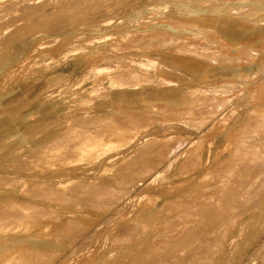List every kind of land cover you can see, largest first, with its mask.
<instances>
[{
  "label": "rangeland",
  "instance_id": "374dc122",
  "mask_svg": "<svg viewBox=\"0 0 264 264\" xmlns=\"http://www.w3.org/2000/svg\"><path fill=\"white\" fill-rule=\"evenodd\" d=\"M184 1L0 0V264H188V262L191 264H215L218 262V258L221 262L220 264H264V169H262V167L264 168V67L259 73L241 71L230 78L215 77L208 73L207 75L210 78L205 75L203 80L193 81V85H188L191 94L190 87H202L201 91H197V93L193 91V96L189 93L187 98L181 95L171 98V102L181 101L182 105H187L188 102L185 110H188L190 107L193 110L186 111L187 113L185 112L183 115H180L179 118H176V115L172 113L174 107L152 109L146 112L128 110L133 111L132 114L122 110L123 112H120L123 115L119 112L121 116L118 113H111L113 114L111 115L110 108H107L110 106L108 104L109 100L115 97L113 94L116 87L115 84L120 85L118 80L121 72L125 71L124 77L133 74L132 72H140L145 75L147 72V74L149 73L158 77L164 71L162 66L160 71L157 70V64L154 65V58L160 52L158 50L163 46L161 43L169 40H182L192 36L194 27L192 29L189 28L192 26V23H189L187 19H175L169 16L172 13L173 6L177 4L183 5L182 2ZM256 3L260 2L257 0L235 1L238 10H247V13L243 15L247 16V18L252 17L250 15L252 14V10L249 12L248 9L256 5ZM254 16L263 17L264 19V8L255 13ZM172 31L176 33H170ZM199 32L195 38L197 41L203 43L206 41L208 43L209 49H211L208 57L212 60L216 58L212 55L217 53L219 55L218 51H221L220 53L223 55V62L227 59L239 60L241 62L257 59L264 60V50L251 49L247 45L231 43L213 33ZM153 43L158 44L153 46ZM224 55L226 56L224 57ZM99 59L100 62H97ZM144 63L148 64V68L143 66ZM90 65L91 68L89 67ZM92 65H95V67ZM150 65L154 66L150 67ZM137 67L140 68L138 69ZM126 68L129 69L127 70ZM159 81L163 82H159V85L170 88L179 86L180 84L178 82L175 84V82L165 79ZM103 91L106 92L103 93ZM201 93L202 95L200 96ZM206 95L208 96L206 97ZM198 100H201V103ZM193 107L195 108L193 109ZM161 110L164 111L162 112ZM6 111H8V114ZM126 112L128 114H125ZM137 112L141 113L138 114ZM147 112L150 114H147ZM213 113L216 114L213 115ZM76 117L78 118L77 120ZM204 119L205 121L209 120L205 122ZM172 120L174 121L172 122ZM154 121L156 122L154 123ZM111 122L112 124L114 123L113 126ZM114 127L118 131L115 129L113 133ZM105 128L108 133L104 130ZM85 129L86 131H84ZM119 130L122 132H119ZM134 133L138 134L135 135ZM172 134L176 138H173ZM178 134H181V136H178ZM98 136H102L100 138L102 142L107 143L108 141L118 140L122 141L123 145L119 148L104 151L100 156L97 155L92 160L83 151L94 150L95 142L99 140ZM118 136L120 137L118 138ZM148 136H152L153 139H151L153 141L149 139L150 143L147 144L144 142L145 140L148 142ZM169 136L172 137L170 141ZM251 137H254L256 141ZM178 144L179 146H177ZM224 146L225 148H223ZM72 150L77 151L73 153ZM132 153L138 157L134 156L131 162L130 156L132 157ZM3 155L6 156L4 157ZM56 156L58 157L57 159ZM84 156H86V160L85 158L83 159ZM77 159L82 163H78ZM125 159L127 161H124ZM66 160L67 162H65ZM114 160L115 162H113ZM119 160L124 162V165L122 164L119 167L122 163ZM131 164H135L133 165L134 167ZM47 165H50V167ZM30 166L34 167L30 168ZM258 166L260 169H258ZM112 167H116V170ZM75 169L77 171H74ZM100 170L101 174H99ZM206 172L209 173V176H207L208 173ZM97 174L99 177L95 176ZM21 176H25L24 181L23 178L21 179ZM72 177L74 180H72ZM81 178H93L95 182L97 179L98 183H94L93 179H89L93 184L88 179L84 182L85 179L82 180ZM76 179L78 182L80 179V182L78 183ZM62 180L63 182H61ZM73 181H76L75 184L77 185H74ZM20 182H24L21 185L22 187L24 184H29V182L31 185L24 186L27 190L24 188L22 190V187H20L18 196L13 188ZM68 182L71 186L74 185L75 187L69 188L67 186L64 190L60 187L59 190L56 187L58 184H66ZM99 183L101 184L99 185ZM35 184L37 186L40 184V186L37 187ZM173 184L174 186L177 184L175 188ZM34 185L35 187H33ZM171 185L173 187H170ZM28 186H31L33 191L29 190ZM32 187L36 188V192ZM44 188L45 190H43ZM101 189L104 191H101ZM114 189L118 193H114ZM46 190L48 191L47 193ZM87 192L90 194H87ZM70 194L73 195L70 196ZM77 194L79 195L77 196ZM71 198L73 199L71 200ZM257 199L262 203L258 204L260 201L258 202ZM177 200L180 201L178 202ZM96 201L98 203H95ZM193 201L199 204L202 202V204L200 206ZM226 201L232 204L230 205ZM45 202H48V204ZM152 202L154 203L152 204ZM53 203H56L60 207ZM43 204L44 207H42ZM190 204L192 207L189 206ZM256 204L260 206L258 209ZM45 205H48V208ZM223 205L224 207H221ZM248 207H252L250 210H254L253 212L255 213L248 212ZM254 207L256 208L253 209ZM156 211H161V213L158 212L160 215ZM244 211L245 213H243ZM43 212L44 214H42ZM256 212H259L258 214L260 215L257 216ZM228 213L234 214L235 219ZM237 213L238 215L241 213L244 215L241 214L240 218ZM201 214L204 216L202 217ZM248 215H252L253 219ZM222 218H225L228 223ZM250 218L251 220H255V222L251 221ZM245 221L247 225L244 224ZM247 221L249 222V227H247ZM154 224L157 227L154 226L153 229ZM134 225H137L138 229ZM238 225L243 227H237ZM245 225L246 227H244ZM104 227L105 229H102ZM129 229H132V231ZM110 231L111 233H109ZM118 232L122 234L120 235ZM243 233L244 236L247 235L244 237ZM117 234L119 235L117 236ZM227 239H229V242ZM193 243L197 244L194 246ZM198 244L202 245L198 247ZM233 244L236 245L234 246ZM70 248H74L75 250ZM44 250H48V252ZM223 251L229 254L222 253ZM198 254L200 255L198 256ZM223 255L224 257L222 258ZM120 256L123 257L121 258ZM213 258H217L215 262H211L214 261Z\"/></svg>",
  "mask_w": 264,
  "mask_h": 264
},
{
  "label": "crops",
  "instance_id": "0c3cea01",
  "mask_svg": "<svg viewBox=\"0 0 264 264\" xmlns=\"http://www.w3.org/2000/svg\"><path fill=\"white\" fill-rule=\"evenodd\" d=\"M235 1L237 0H213L209 2L207 0H185L182 2L183 5L177 4L173 6V9L171 8L172 13L169 16L175 19H187L189 23H192V26L189 27L190 29L194 27L192 36L182 40H169L161 43L163 46L158 50L160 52L154 58L155 61L161 64L164 71L158 77L149 74H147L148 77H145L144 73H138L137 75L134 73L124 77V72H121L119 81L124 83L120 82V87L115 89L113 93L115 98L119 99L121 109L128 111L152 106L155 110L159 108L158 104H160V109L164 107L165 109L178 108L177 110L173 108V113H175L176 118H179V115L190 111V109L185 110L183 107L186 105H181V101L171 102V98L179 95L184 96V98L188 96L190 92L188 93L189 88L187 86L193 85V81L203 80L208 73L215 77L228 78L241 71L259 73L264 67V60L257 59L241 62L227 59L223 62L221 51H218L219 55L218 53L212 55L216 57L215 60H212L208 57L209 52H211L208 43L206 41L205 43L197 41L195 38L200 33L199 31L209 32L228 42L231 41V43L247 45L251 49L264 50V19L263 17L254 16L255 13L264 8V0H257L260 3H256L249 9L247 8L248 11L252 10L251 18L243 16L247 13V10H238ZM170 33L176 32L172 31ZM157 44L155 43L154 46ZM141 75L147 82L146 85H142L144 79L140 78ZM138 76H140V79L134 80L135 77V79H138ZM152 77H154V80ZM158 78L180 84L171 88L162 86L159 85L158 82L160 81ZM128 82L130 83L128 84ZM135 82L139 83L136 84ZM178 103L180 106L177 105ZM173 104L175 106H172Z\"/></svg>",
  "mask_w": 264,
  "mask_h": 264
},
{
  "label": "bare ground",
  "instance_id": "6f19581e",
  "mask_svg": "<svg viewBox=\"0 0 264 264\" xmlns=\"http://www.w3.org/2000/svg\"><path fill=\"white\" fill-rule=\"evenodd\" d=\"M249 12H250V11H249ZM258 15H259V14H258ZM258 17H259V16H258ZM249 21H250V20H249ZM73 28H74V27H73ZM29 31H30V30H29ZM95 31H96V30H95ZM99 31H100V30H99ZM19 36H20V35H19ZM130 40H131V39H130ZM145 40H146V39H145ZM142 41H143V40H142ZM152 41H153V40H152ZM230 42H231V41H230ZM36 43H37V42H36ZM151 46H152V44H151ZM151 46H149V47H151ZM153 46H154V43H153ZM188 50H189V49H188ZM190 51H191V50H190ZM84 53H85V52H84ZM90 54H91V53H90ZM98 54H99V53H98ZM100 54H101V52H100ZM92 55H94V54H92ZM101 55H103V54H101ZM83 56H84V55H83ZM222 56H223V55H222ZM225 56H226V55H224V57H225ZM97 57H98V56H97ZM97 57H96V58H97ZM144 57H146V56H144ZM148 57H149V56H148ZM150 57H151V56H150ZM96 58H95V59H96ZM100 59H101V58H100ZM100 59L97 60V62H98V61L100 62ZM145 59H146V58H145ZM85 60H86V58H85ZM147 60H148V59H147ZM154 61H155V60H154ZM97 62H96V63H97ZM145 62H146V61H145ZM150 63H152V62H150ZM91 64H92V63H91ZM98 64H99V63H98ZM100 64H101V63H100ZM134 64H135V63H134ZM152 64H153V63H152ZM156 64H157L156 68H158L157 70L160 71V70L162 69L161 64H160V63L158 64V62L155 61L154 65H156ZM111 65H112V64H111ZM154 65H150V67H152V66H154ZM92 66L95 67V65H92ZM98 66H99V65H98ZM128 66H129V65H128ZM135 66H136V65H135ZM135 66H134V67H135ZM137 66H138V65H137ZM143 66H144L145 68H148V64H147V63H144ZM89 67L91 68V65H90ZM90 68H89V70H91ZM137 68H138V67H137ZM139 68H140V67H139ZM139 68H138V69H139ZM126 69H127V68H126ZM128 69H129V68H128ZM128 69H127V70H128ZM132 70H133V68H132ZM157 70H156V71H157ZM118 72H119V71H118ZM124 72H125V71H124ZM130 72H131V70H130ZM145 72H146V71H145ZM10 73H11V72H10ZM132 73L134 74V72H132ZM135 73H136V72H135ZM139 73H140V72H139ZM84 74H85V73H84ZM137 74H138V72L136 73V75H137ZM142 74H143V73H142ZM148 74H149V73H148ZM136 75H135V76H136ZM149 75H150V74H149ZM143 76H144V75H143ZM111 77H112V76H111ZM139 77H140V76H138V79H135V78H136V77H135L134 80H139L140 78H143L142 75H141L140 78H139ZM145 77H148V76H147V72H146V76H145ZM206 77H209V78H210V76H208L207 74H206ZM152 78H153V80H154V77H152ZM110 79H112V78H110ZM143 79H144V78H143ZM143 79H142V80H143ZM156 79H157V78H156ZM156 79H155V80H156ZM158 79H159V80H162V79H160V78H158ZM96 80H97V79H96ZM115 80L117 81V79H115ZM119 80H120V79H119ZM119 80H118V81H119ZM123 80H124V79H123ZM147 80H148V79H147ZM149 80H150V79H149ZM151 80H152V79H151ZM144 81H145V79H144ZM144 81H143L142 85H146V84H147V82L145 81V83H144ZM156 81H157V80H156ZM169 81H170V80H169ZM213 81H214V80H213ZM108 82H110V81H108ZM114 82H115V81H114ZM120 82H122V81H119V83H120ZM151 82H152V81H151ZM153 82H155V81H153ZM160 82H162V81H160ZM111 83H112V85H114L113 82H111ZM123 83H124V82H122V84H123ZM129 83H130V82H128V84H129ZM135 83H136V82H135ZM137 83H139V82H137ZM137 83H136V84H137ZM158 83H159V82H158ZM162 83H163V82H162ZM172 83H173V82H172ZM69 84H70V83H69ZM92 84H93V83H92ZM92 84H91V85H92ZM97 84H98V83H97ZM125 84H126V82H125ZM170 84H171V82H170ZM175 84H176V83H175ZM150 85H151V84H150ZM168 85H169V84H168ZM173 85H174V84H173ZM200 85H201V84H200ZM70 86H71V85H70ZM109 86H110V85H109ZM115 86H116L115 89H118V88L120 87V85H116V84H115ZM123 86H124V85H123ZM169 86H170V85H169ZM186 86H187V85H186ZM210 86H212V85H210ZM61 87H62V86H61ZM187 87H188V86H187ZM187 87H186V88H187ZM214 87H217V86H214ZM100 88H101V87H100ZM113 88H114V87H113ZM188 88H189V87H188ZM188 88H187V89H188ZM181 89H182V87H181ZM190 89H191V91H192V94H191L190 90L188 91V93L190 92L191 96H193V91H194V92L196 91V93H197V91H201V90H202V87H201V88H193V87L191 88V87H190ZM210 89H211V88H210ZM81 90H82V89H81ZM108 90H109V89H108ZM110 90H111V89H110ZM213 91H215V90H213ZM54 92H55V91H54ZM105 92H106V91H103V93H105ZM202 92H204V91H202ZM82 93H83V92H82ZM107 93H108V92H107ZM184 93H185V92H184ZM198 93H199V92H198ZM204 93H205V92H204ZM76 94H77V93H76ZM101 94H102V93H101ZM54 95H55V94H54ZM195 95H196V94H195ZM201 95H202V93L200 94V96H201ZM209 95H210V94H209ZM65 96H67V95H65ZM68 96H69V95H68ZM68 96H67V97H68ZM203 96H204V95H203ZM207 96H208V95H206V97H207ZM210 96H212V95H210ZM213 96H214V95H213ZM73 97L75 98V96H73ZM73 97H72V98H73ZM182 97H184V96H182ZM196 97H198V96H196ZM64 98H65V97H64ZM185 98H187V96H186ZM203 98H204V97H203ZM215 98H216V97H215ZM66 99H67V98H66ZM105 99H106V98H105ZM197 99H198V98H197ZM201 99H202V98H201ZM205 99H206V98H205ZM60 100H61V99H60ZM63 100H64V99H63ZM69 100H71V99H69ZM192 100H193V99H192ZM195 100H196V99H195ZM207 100H209V99H207ZM186 101H187V100H186ZM198 101L200 102L201 100H198ZM210 101H211V99H210ZM219 101H220V100H219ZM62 102H63V101H62ZM204 102H205V101H204ZM215 102H216V101H215ZM215 102H214V103H215ZM98 103H99V102H98ZM200 103H201V102H200ZM202 103H203V102H202ZM209 103H210V102H209ZM214 103H213V105H214ZM216 103H217V102H216ZM60 104H61V103H60ZM64 104H65V102H64ZM64 104H61V105H64ZM67 104H68V103H67ZM108 104L110 105L109 107H107V108H110V114H111V113H113V114H114V113H118L120 116H121V114L123 115V113L120 112V111H122L123 109H121V107H120V105H119V99H118L117 97H116V98H115V97H112V98L109 100V103H108ZM175 104H176V103H175ZM175 104H173L172 106H175ZM198 104H199V103H198ZM204 104H205V103H204ZM56 105H57V104H56ZM70 105H71V103H70ZM168 105H169V104H168ZM177 105L180 106L179 103H178ZM177 105H176V106H177ZM181 105H182V104H181ZM187 105H188V102H187ZM187 105H186V106H187ZM190 105H192V103H190ZM193 105H194V104H193ZM199 105H200V104H199ZM207 105H208V104H207ZM216 105H218V104H216ZM158 106H159V108H158ZM158 106H157V108L160 109V104H158ZM161 106H162V105H161ZM166 106H167V105H166ZM195 106H196V105H195ZM201 106H202V105H201ZM210 106H211V104H210ZM162 107H163V106H162ZM189 107H190V106H189ZM202 107H203V106H202ZM204 107H205V106H204ZM206 107H207V106H206ZM208 107H209V106H208ZM212 107H213V106H212ZM153 108H154V107H152V106H148V107H144V108H141V109H138V110H139V111L146 112V111H150V110H152ZM155 108H156V107H155ZM171 108H172V107H171ZM174 108H175V107H174ZM183 108H185V107H183ZM190 108H191V107H190ZM190 108H189V109H190ZM194 108H195V107H193V109H194ZM199 108H200V107H199ZM93 109H94V108H93ZM163 109H165V107H164ZM175 109H176V108H175ZM177 109H178V108H177ZM177 109H176V110H177ZM181 109H182V108H181ZM189 109H188V110H189ZM191 109H192V108H191ZM191 109H190V110H191ZM203 109H204V108H203ZM209 109H210V108H209ZM99 110H100V109H99ZM134 110H135V109H134ZM169 110H170V109H169ZM199 110H200V109H199ZM206 110H207V109H206ZM8 111H9V110H8ZM8 111H6L7 114H8ZM135 111H136V110H135ZM135 111H134V112H135ZM157 111H159V110H157ZM157 111H156V113H157ZM161 111H162V110H161ZM163 111H164V110H163ZM163 111H162V112H163ZM171 111H172V109H171ZM191 111H193V110H191ZM195 111H196V110H195ZM200 111H201V110H200ZM204 111H205V110H204ZM204 111H202V112H204ZM207 111H208V110H207ZM209 111H210V110H209ZM73 112H74V111H73ZM119 112H120L121 114H120ZM122 112H123V111H122ZM128 112H129V114H130V113H131V114L133 113V111H132V112H131V111H128ZM166 112H167V111H166ZM183 112H184V110H183ZM205 112H206V111H205ZM217 112H218V111H217ZM87 113H88V112H87ZM94 113H95V112H94ZM137 113H138V112H137ZM140 113H141V112H139L138 114H140ZM172 113H173V112H172ZM180 113H181V112H180ZM184 113H185V112H184ZM186 113H187V112H186ZM113 114H111V115H113ZM118 114H117V115H118ZM125 114H128V113L126 112ZM135 114H136V112H135ZM135 114H134V115H135ZM147 114H150V113L147 112ZM147 114H146V116H147ZM151 114H152V113H151ZM157 114H158V113H157ZM174 114H175V113H174ZM181 114H182V113H181ZM189 114H190V113H189ZM210 114L212 115V113H210ZM215 114H216V113H215ZM215 114L213 113V115H215ZM152 115H153V114H152ZM167 115H168V114H167ZM182 115H183V114H182ZM186 115H187V114H186ZM77 116H79V115H77ZM92 116H93V115H92ZM126 116H128V115H126ZM126 116H125V118H126ZM143 116H144V115H143ZM146 116H145V117H146ZM164 116H165V115H164ZM174 116H175V115H174ZM179 116H180V115H179ZM94 117H95V116H94ZM117 117L119 118V116H117ZM128 117H129V116H128ZM128 117H127V118H128ZM139 117H140V116H139ZM139 117H138V118H139ZM152 117H153V116H152ZM69 118H71V117H69ZM100 118H101V117H100ZM123 118H124V117H123ZM149 118H150V117H149ZM174 118H175V117H174ZM180 118H181V117H180ZM186 118H187V117H186ZM71 119H72V118H71ZM77 119H78V118L76 117V120H77ZM90 119H91V118H90ZM95 119H96V118H95ZM95 119H94V120H95ZM116 119H117V118H116ZM143 119H144V117H143ZM157 119H158V118H157ZM187 119H188V118H187ZM196 119H198V118H196ZM200 119H201V118H200ZM74 120H75V118H74ZM123 120L125 121V119H123ZM140 120H141V118H140ZM152 120H153V119H152ZM184 120H185V118H184ZM190 120H191V118H190ZM194 120H195V119H194ZM208 120H209V119H208ZM208 120H207V121H208ZM84 121H85V120H84ZM127 121H128V120H127ZM131 121H132V120H131ZM136 121H137V120H136ZM138 121H139V119H138ZM167 121H168V120H167ZM173 121H174V120H172V122H173ZM178 121H179V120H178ZM204 121H205V119H204ZM207 121H205V122H207ZM121 122H122V121H121ZM121 122H120V124L123 125V123H121ZM125 122H126V121H125ZM132 122H133V121H132ZM145 122H146V121H145ZM155 122H156V121H154V123H155ZM159 122L162 123L163 121H159ZM159 122H158V123H159ZM164 122H165V121H164ZM169 122H170V121H169ZM191 122H192V121H191ZM205 122H204V123H205ZM216 122H217V121H216ZM216 122H215V123H216ZM80 123H81V122H80ZM147 123H148V122H147ZM181 123H182V122H181ZM183 123H184V122H183ZM186 123H187V122H186ZM188 123H189V122H188ZM197 123H198V121H197ZM199 123H200V122H199ZM204 123H203V124H204ZM78 124H79V123H78ZM93 124H94V123H93ZM93 124H92V125H93ZM105 124H106V123H105ZM111 124H112V122H111ZM113 124H114V123H113ZM113 124H112V126H113ZM128 124H132V123H128ZM137 124H138V123H137ZM145 124H146V123H145ZM240 124H241V123H240ZM92 125H91V126H92ZM100 125H101V124H100ZM103 125H104V124H103ZM116 125H118V124H116ZM142 125H143V124H142ZM190 125H192V124L190 123ZM201 125H202V124H201ZM83 126H84V125H83ZM104 126H105V125H104ZM119 126H120V125H119ZM137 126H138V125H137ZM137 126H136V127H137ZM148 126H149V125H148ZM234 126H236V125H234ZM237 126H238V125H237ZM237 126H236V127H237ZM84 127H85V126H84ZM109 127H110V126H109ZM109 127H108V128H109ZM189 127H190V126H189ZM195 127H197V126H195ZM230 127H232V126L230 125ZM230 127H228V128H230ZM74 128H76V127H74ZM93 128H94V127H93ZM103 128H104V127H103ZM111 128H113V127H111ZM126 128H128V127H126ZM139 128H140V127H139ZM202 128H203V127H202ZM81 129L83 130V128H81ZM97 129H98V128H97ZM99 129L101 130V128H99ZM115 129H116V128L114 127V130H112L113 133L115 132ZM119 129H120V128H119ZM121 129H122V128H121ZM132 129H133V128H132ZM234 129H236V128H234ZM89 130H90V129H89ZM104 130H106V128H105ZM139 130L141 131V129H139ZM144 130H145V129H144ZM144 130H142V131H144ZM232 130H233V129H232ZM84 131H86V129H85ZM91 131H92V130H91ZM116 131H118V130L116 129ZM120 131H121V130H119V132H120ZM123 131L125 132V130H123ZM130 131H131V130H130ZM137 131H138V129H137ZM233 131H234V130H233ZM81 132H82V131H81ZM106 132H107V130H106ZM121 132H122V131H121ZM124 132H123V133H124ZM138 132H139V131H138ZM224 132H226V131H224ZM88 133H89V132H88ZM104 133H105V132H104ZM107 133H108V132H107ZM164 133H166V132H164ZM131 134H133V133H131ZM134 134L137 135L138 133H134ZM221 134H222V133H221ZM221 134H220V135H221ZM83 135H84V134H83ZM86 135H87V134H86ZM101 135H103V134L101 133ZM105 135H106V134H105ZM109 135H110V133H109ZM126 135H127V133H126ZM170 135H171V134H170ZM173 135H174V134H172V137H173ZM196 135H197V134H196ZM225 135H226V134H225ZM79 136H80V135H79ZM87 136H88V135H87ZM166 136H167V135H166ZM178 136H181V134H180V135L178 134ZM84 137H85V136H84ZM98 137H99V136H98ZM101 137H102V136H101ZM101 137H99V140H100V141L98 140L97 142H95V148H94V150L90 149V150H85V151H83V153H84L87 157L92 158V160H93L94 157H96L97 155L100 156L101 153L104 152V151H108L109 149L119 148V147H121V146L123 145V142H122V141H118V140H117V141H116V140H115V141L112 140V141L109 142V141H108L109 139H108V140H107V141H108L107 143H106V142H102L101 139H100ZM112 137H113V136H112ZM119 137H120V136H118V138H119ZM128 137H129V136H128ZM130 137H131V136H130ZM155 137H156V136H155ZM172 137L169 136V138H170L169 141L172 139ZM183 137H184V136H183ZM224 137H225V136H224ZM104 138H105V137H104ZM121 138H122V136H121ZM131 138H133V137H131ZM135 138H136V137H135ZM151 138L153 139L152 136H148V137H147L148 142L144 139V140H145L144 143H147V144L150 143L149 141L152 140ZM173 138H176V137H173ZM177 138H178V137H177ZM181 138H182V137H181ZM188 138H189V137H188ZM251 138H254V137H251ZM88 139H89V138H88ZM106 139H107V138H106ZM122 139H124V137H123ZM126 139H127V138H126ZM149 139H150V140H149ZM156 139H157V138H156ZM161 139H163V138H161ZM96 140H97V139H96ZM102 140H103V139H102ZM157 140H158V139H157ZM163 140H164V139H163ZM181 140H182V139H181ZM253 140H255V138H254ZM261 140H262V138H261ZM261 140H260V141H261ZM43 141H44V140H43ZM74 141H75V138H74ZM76 141H77V140H76ZM103 141H105V140H103ZM124 141L126 142V140H124ZM152 141H153V140H152ZM159 141H160V140H159ZM159 141H156V142H159ZM165 141H166V140H165ZM174 141H175V140H174ZM227 141H228V140H227ZM248 141H249V140H248ZM250 141H251V140H250ZM255 141H256V140H255ZM161 142H162V141H161ZM180 142H181V141H180ZM224 142H225V141H224ZM228 142H229V141H228ZM228 142H225V143H228ZM253 142H254V141H253ZM70 143H71V142H70ZM127 143H128V142H127ZM129 143H130V142H129ZM163 143H165V142H163ZM166 143H167V142H166ZM170 143H171V142H170ZM155 144H156V143H155ZM159 144L161 145V143H159ZM235 144H236V143H235ZM235 144H234V146H235ZM243 144H244V143H243ZM256 144H257V143H256ZM260 144H261V143H260ZM30 145H31V144H30ZM80 145H81V144H80ZM84 145H85V144H84ZM128 145H129V144H128ZM142 145H143V144H142ZM164 145H165V144H164ZM82 146H83V145H82ZM145 146H146V144H145ZM152 146H153V145H152ZM165 146H166V145H165ZM177 146H179V144H178ZM194 146H195V145H194ZM217 146H218V145H217ZM232 146H233V145H232ZM262 146H263V145H262ZM262 146H261V147H262ZM29 147H30V146H29ZM68 147H69V146H68ZM80 147H81V146H80ZM80 147H79V148H80ZM162 147H163V146H162ZM166 147H167V146H166ZM180 147H182V146H180ZM211 147H212V146H211ZM228 147H229V145H228ZM237 147H238V145H237ZM246 147H247V146H246ZM249 147H250V146H249ZM77 148H78V147H77ZM82 148H83V147H82ZM82 148H81V150H82ZM147 148H148V147H147ZM159 148H160V147H159ZM159 148H158V149H159ZM167 148H168V147H167ZM223 148H225V146H224ZM234 148H235V147H234ZM66 149H67V148H66ZM72 149H73V148H72ZM83 149H84V148H83ZM103 149H104V150H103ZM121 149H122V148H121ZM160 149H161V148H160ZM168 149H169V148H168ZM168 149H167V150H168ZM202 149H203V147H202ZM30 150H31V149H30ZM64 150H65V149H64ZM139 150H142V149H139ZM165 150H166V148H165ZM240 150H242V149H240ZM72 151H73V153H74V151H77V150H72ZM113 151H114V150H113ZM176 151H177V150H176ZM78 152H79V151H78ZM110 152H111V151H110ZM135 152H137V150H135ZM138 152H140V151H138ZM144 152H145V151H144ZM165 152H167V151H165ZM171 152H172V151H171ZM257 152H258V151H257ZM81 153H82V152H81ZM133 153H134V152H133ZM133 153H132V157L130 156V160H131V162H132V159L134 158V156H136V155H133ZM141 153H143V152H141ZM213 153H214V152H213ZM232 153H233V152H232ZM244 153H245V152H244ZM254 153H255V152H254ZM7 154H8V153H7ZM30 154H31V153H30ZM56 154H57V153H56ZM58 154H59V153H58ZM61 154H62V153H61ZM66 154H67V153H66ZM145 154H146V153H145ZM234 154H235V153H234ZM262 154H263V153H262ZM262 154H261V155H262ZM62 155H63V154H62ZM118 155H119V154H118ZM120 155H122V154H120ZM130 155H131V154H130ZM216 155H217V154H216ZM232 155H233V154H232ZM236 155H237V154H236ZM251 155H252V154H251ZM253 155H254V154H253ZM1 156H2V155H1ZM3 156H4V155H3ZM5 156H6V155H5ZM5 156H4V157H5ZM57 156H58V155H57ZM57 156H56V159L58 158ZM64 156H65V155H64ZM86 156H84L83 159L85 158V160H86ZM141 156H142V155H141ZM185 156H186V155H185ZM194 156H195V155H194ZM240 156H241V155H240ZM249 156H250V155H249ZM51 157H53V156H51ZM61 157H62V156H61ZM128 157H129V156H128ZM136 157H138V156H136ZM136 157H135V158H136ZM152 157H153V156H152ZM156 157H157V156H156ZM209 157H210V156H209ZM228 157H229V156H228ZM31 158H32V157H31ZM33 158H34V157H33ZM66 158H67V157H66ZM70 158H72V157H70ZM73 158H75V157H73ZM114 158H116V156H114ZM126 158H127V156H126ZM141 158H142V157H141ZM143 158H144V156H143ZM154 158H155V157H154ZM157 158H158V157H157ZM211 158H212V157H211ZM237 158H238V157H237ZM239 158H240V157H239ZM246 158H247V157H246ZM54 159H55V158H54ZM63 159L65 160V158H63ZM83 159H82V160H83ZM158 159H159V158H158ZM196 159H197V158H196ZM212 159H213V158H212ZM212 159H211V160H212ZM231 159H232V157H231ZM257 159H258V158H257ZM261 159H262V158H261ZM40 160H41V159H40ZM40 160H39V161H40ZM61 160H62V159H61ZM69 160H70V159H69ZM77 160H78V159H77ZM108 160H109V159H108ZM128 160H129V158H128ZM134 160H136V159H134ZM142 160H143V159H142ZM152 160H153V159H152ZM154 160H155V159H154ZM156 160H157V159H156ZM232 160L234 161V159H232ZM235 160H236V159H235ZM240 160H241V159H240ZM51 161H52V160H51ZM51 161H50V162H51ZM56 161H57V160H56ZM70 161H73V160H70ZM83 161H84V160H83ZM110 161H111V160H110ZM119 161H120V160H119ZM124 161H127V160L125 159ZM143 161H144V160H143ZM145 161H146V159H145ZM163 161H164V160H163ZM187 161H188V160H187ZM229 161H230V160H229ZM237 161H238V159H237ZM250 161H251V159H250ZM253 161H254V160H253ZM43 162H44V161H43ZM53 162H54V161H53ZM60 162H61V161H60ZM65 162H67V160H66ZM80 162H81V161L78 160V163H80ZM107 162H108V161H107ZM107 162H106V163H107ZM113 162H115V160H114ZM120 162H122V161H120ZM190 162H191V161H190ZM227 162H228V161H227ZM230 162H231V161H230ZM242 162H243V161H242ZM245 162H246V160H245ZM256 162H257V161H256ZM262 162H263V161H262ZM63 163H64V162H63ZM81 163H82V162H81ZM85 163H88V162H85ZM123 163H124V162H122V163L119 165V167H120ZM143 163H144V162H143ZM146 163H147V162H146ZM185 163H186V162H185ZM216 163H217V162H216ZM231 163H232V162H231ZM237 163H238V162H237ZM243 163H244V162H243ZM263 163H264V162H263ZM20 164H21V163H20ZM28 164H29V163H28ZM43 164H44V163H43ZM49 164H50V163H49ZM52 164H53V163H52ZM54 164H55V163H54ZM57 164H58V163H57ZM59 164H60V163H59ZM65 164H66V163H65ZM65 164H64V165H65ZM70 164H72V163H70ZM89 164H91V163H89ZM98 164H99V163H98ZM107 164H108V163H107ZM126 164H127V163H126ZM154 164H155V163H154ZM196 164H197V163H196ZM226 164H227V163H226ZM232 164H233V163H232ZM232 164H231V165H232ZM247 164H248V162H247ZM251 164H252V163H251ZM261 164H262V163H261ZM50 165H51V164H50ZM50 165H49V166L47 165V166L50 167ZM74 165H76V163H74ZM83 165H84V164H83ZM108 165H109V164H108ZM123 165H124V164H123ZM131 165H132V164H131ZM133 165H135V164H133ZM133 165H132V167H134ZM136 165H137V164H136ZM145 165H146V164H145ZM155 165H156V164H155ZM184 165H185V164H184ZM202 165H203V163H202ZM202 165H201V166H202ZM231 165H229V166H231ZM235 165H236V164H235ZM239 165H240V164H239ZM241 165H242V164H241ZM249 165H250V163H249ZM14 166H16V165H14ZM20 166H21V165H20ZM26 166H28V165H26ZM68 166H70V165H68ZM81 166H82V165H81ZM81 166H80V167H81ZM104 166H105V165H104ZM109 166H110V165H109ZM117 166H118V165H117ZM139 166L141 167V165H139ZM153 166H154V165H153ZM157 166H158V165H157ZM182 166H183V165H182ZM208 166H209V164H208ZM229 166H228V167H229ZM246 166H247V165H246ZM33 167H34V166H33ZM33 167L30 166V168H33ZM71 167H72V165H71ZM74 167H75V166H74ZM83 167H84V166H83ZM107 167H108V166H107ZM107 167H106V168H107ZM148 167H149V166H148ZM180 167H181V166H180ZM188 167H189V166H188ZM205 167H206V166H205ZM216 167H217V166H216ZM231 167H233V166H231ZM234 167H235V166H234ZM242 167H243V166H242ZM69 168H70V167H69ZM112 168H114V167H112ZM115 168H116V167H115ZM115 168H114V169H115ZM137 168H138V167H137ZM146 168H147V167H146ZM182 168H183V167H182ZM194 168H195V167H194ZM206 168H207V167H206ZM208 168H210V167H208ZM225 168H226V167H225ZM235 168H237V167H235ZM243 168H244V167H243ZM246 168H247V167H246ZM252 168H253V167H252ZM260 168H261V165H260ZM260 168H259V166H258V169H260ZM36 169H37V168H36ZM38 169H39V168H38ZM66 169H67V168H66ZM109 169H110V168H109ZM134 169L137 170L136 168H134ZM151 169H153V168H151ZM173 169H174V168H173ZM184 169H185V168H184ZM190 169H191V168H190ZM219 169H220V168H219ZM237 169H239V168H237ZM237 169H236V170H237ZM254 169H255V168H254ZM262 169H264V168L262 167ZM30 170H31V169H30ZM59 170H60V169H59ZM63 170H64V169H63ZM101 170H102V169H101ZM101 170H100V173H99V174H101ZM115 170H116V169H115ZM141 170H142V169H141ZM179 170H180V168H179ZM185 170H186V169H185ZM200 170H201V169H200ZM200 170H199V171H200ZM206 170H207V169H206ZM208 170H209V169H208ZM245 170H246V169H245ZM245 170H244V171H245ZM249 170H250V169H249ZM252 170H253V169H252ZM252 170H251V172H253ZM66 171H67V170H66ZM74 171H77V170L75 169ZM89 171H90V170H89ZM89 171H88V172H89ZM105 171H106V170H105ZM109 171H110V170H109ZM180 171H181V170H180ZM218 171H219V170H218ZM111 172H112V170H111ZM132 172H133V170H132ZM138 172H139V169H138ZM146 172H147V171H146ZM182 172H183V170H182ZM187 172H189V171H187ZM201 172H202V171H201ZM230 172H231V171H230ZM236 172H237V171H236ZM259 172H260V171H259ZM261 172H262V171H261ZM25 173H26V172H25ZM27 173H28V172H27ZM68 173H69V172H68ZM108 173H109V172H108ZM124 173H125V171H124ZM185 173H186V172H185ZM198 173H199V172H198ZM206 173H208V172H206ZM214 173H216V172H214ZM219 173H220V172H219ZM237 173H238V172H237ZM33 174H34V173H33ZM33 174H32V175H33ZM117 174H118V173H117ZM127 174H128V172H127ZM136 174H137V173H136ZM140 174H141V172H140ZM145 174H146V173H145ZM145 174H144V175H145ZM150 174H151V173H150ZM179 174H180V173H179ZM252 174H253V173H252ZM252 174H251V175H252ZM257 174H258V173H257ZM259 174H260V173H259ZM30 175H31V174H30ZM35 175H36V174H35ZM102 175L104 176L103 172H102ZM120 175H121V174H120ZM120 175H119V177H120ZM130 175H131V174H130ZM137 175H138V174H137ZM137 175H136V176H137ZM217 175H218V174H217ZM217 175H216V176H217ZM231 175H232V172H231ZM75 176H77V175H75ZM82 176H83V175H82ZM95 176L99 177L98 174L95 175ZM117 176H118V175H117ZM121 176H122V175H121ZM132 176H133V175H132ZM134 176H135V175H134ZM191 176H192V175H191ZM207 176H209V173L207 174ZM234 176H235V174H234ZM234 176H233V177H234ZM257 176H258V175H257ZM262 176H263V174H262ZM24 177H25V176H24ZM24 177L21 176V179L23 178V181H24ZM69 177H70V176H69ZM79 177H80V176H79ZM86 177H88V176H86ZM91 177H92V176H91ZM97 177H96V178H97ZM107 177H108V176H107ZM126 177H127V175H126ZM139 177H140V176H139ZM144 177H145V176H144ZM147 177H148V176H147ZM168 177H169V176H168ZM196 177H197V176H196ZM202 177H203V176H202ZM223 177H225V176H223ZM229 177H230V176H229ZM251 177H252V176H251ZM28 178H29V177H28ZM32 178H33V177H32ZM62 178H63V177H62ZM64 178H66V177H64ZM77 178H78V177H77ZM117 178H118V177H117ZM129 178H130V177H129ZM192 178H194V177L192 176ZM214 178H215V177H214ZM234 178H236V177H234ZM257 178H258V177H257ZM261 178H262V177H261ZM21 179H20V180H21ZM26 179H27V178H26ZM67 179H68V178H67ZM81 179H82V178H81ZM83 179H85V178H83ZM83 179H82V180H83ZM87 179H88V178H86V179L84 180V182H85ZM89 179L92 180L93 178H89ZM89 179H88V180H89ZM100 179H101V178H100ZM100 179H99V180H100ZM113 179H114V178H113ZM184 179H186V178H184ZM217 179H218V178H217ZM258 179H259V178H258ZM27 180H28V179H27ZM32 180H33V179H32ZM56 180H57V179H56ZM60 180H61V178H60ZM72 180H74L73 177H72ZM91 180H89V181H91ZM94 180H95V179L92 180L94 183H96V182L98 181L97 179H96V182H95ZM103 180H104V179H103ZM105 180H106V179H105ZM166 180H167V178H166ZM194 180H195V178H194ZM196 180H197V179H196ZM76 181L78 182L77 179H76ZM76 181H75V182L73 181V182H74V185H77V184H75ZM89 181H88V182H89ZM92 181H91V182H92ZM114 181H116V180H114ZM118 181H119V180H118ZM120 181H121V180H120ZM124 181H125V180H124ZM127 181H128V180H127ZM131 181H132V180H131ZM137 181H138V180H137ZM260 181H261V179H260ZM260 181H259V183H260ZM45 182H46V181H45ZM53 182H54V181H53ZM61 182H63V180H62ZM70 182H71V180H70ZM79 182H80V179H79ZM79 182H78V183H79ZM93 182H92V184H93ZM102 182H103V181H102ZM104 182H105V181H104ZM107 182H108V181H107ZM129 182H130V181H129ZM135 182H136V181H135ZM152 182H153V181H152ZM167 182H168V181H167ZM191 182H192V181H191ZM206 182H207V181H206ZM224 182H225V181H224ZM224 182H223V183H224ZM22 183H24V182H20V183H18L14 188L12 187L13 190H14V192H15L18 196H19V194H18L19 191H18V190H19L20 187H22V186H21ZM33 183H34V182H33ZM33 183H32V185H33ZM57 183H58V182H57ZM71 183H72V182H71ZM97 183H98V182H97ZM114 183H115V182H114ZM117 183H118V182H117ZM117 183H116V184H117ZM122 183H123V182H122ZM124 183H125V182H124ZM164 183H165V182H164ZM169 183H170V182H169ZM194 183H195V182H194ZM207 183H209V182H207ZM226 183H227V182H226ZM256 183H257V182H256ZM29 184H30V182H29ZM29 184H27V185H29ZM52 184H55V183H52ZM81 184H82V182H81ZM87 184H88V183H87ZM100 184H101V183H99V185H100ZM103 184H104V183H103ZM103 184H102V185H103ZM105 184H106V183H105ZM108 184H111V183H108ZM136 184H138V183H136ZM157 184H158V183H157ZM165 184H166V183H165ZM167 184H168V183H167ZM170 184H172V183H170ZM170 184H169V185H170ZM190 184H191V183H190ZM195 184H196V183H195ZM201 184H202V183H201ZM224 184H225V183H224ZM234 184H235V183H234ZM250 184H251V183H250ZM253 184H254V183H253ZM0 185H1V184H0ZM25 185H26V184H24V186H25ZM27 185H26V186H27ZM30 185H31V184H30ZM35 185L37 186V184H35ZM35 185H34L33 187H35ZM42 185H43V182H42ZM74 185L71 186L70 183L68 182V183H66V184H63V183H62V184H58V186H56V187H58V188L60 187V188H62V189L64 190L65 187L69 186V188H71V187H75ZM78 185H79V184H78ZM119 185H120V184H119ZM176 185H177V184H176ZM176 185H175V186H176ZM205 185H206V184H205ZM216 185H217V184H216ZM216 185H215V186H216ZM225 185H226V184H225ZM225 185H224V186H225ZM258 185H259V184H258ZM260 185H261V184H260ZM24 186L21 188L22 190L26 189ZM38 186H40V184H38ZM38 186H37V187H38ZM81 186H82V185H81ZM84 186H85V185H84ZM91 186H92V185H91ZM91 186H90V187H91ZM93 186H94V185H93ZM97 186H98V184H97ZM103 186H104V185H103ZM121 186H123V185H121ZM173 186H174V184H173ZM173 186L171 185L170 187H173ZM175 186H174V188H175ZM218 186H219V185H218ZM218 186H217V187H218ZM28 187L30 188L29 190L33 191V190L31 189V186H28ZM28 187H27V188H28ZM33 187H32V188H33ZM49 187H50V186H49ZM77 187H79V186H77ZM77 187H76V188H77ZM95 187H96V186H95ZM95 187H94V188H95ZM106 187H107V186H106ZM110 187H111V186H110ZM168 187H169V186H168ZM170 187H169V189H170ZM196 187H197V186H196ZM211 187H212V186H211ZM219 187H220V186H219ZM228 187L230 188V186H228ZM255 187H257V186H255ZM255 187H254V188H255ZM258 187H259V186H258ZM23 188H24V189H23ZM47 188H48V187H47ZM60 188H59V190H60ZM85 188H86V187H85ZM102 188H103V187H102ZM117 188H118V187H117V185H116V189H117ZM120 188H121V187H120ZM132 188H134V187H132ZM201 188H202V187H201ZM203 188H205V187H203ZM207 188H209V187L207 186ZM229 188H228V189H229ZM247 188H248V187H247ZM254 188H253V189H254ZM21 189H20V191H22ZM33 189H34V188H33ZM86 189H87V188H86ZM89 189H90V188H89ZM110 189H111V188H110ZM112 189H113V188H112ZM171 189H172V188H171ZM176 189H177V188H176ZM212 189H213V187H212ZM218 189H219V188H218ZM226 189H227V188H226ZM233 189H234V188H233ZM255 189H256V188H255ZM258 189H259V188H258ZM26 190H27V189H26ZM34 190H35V192H36V188H35ZM40 190H41V188H40ZM40 190H39V191H40ZM43 190H45V188H44ZM48 190H49V189H48ZM54 190H55V188H54ZM68 190H71V189H68ZM73 190H74V189H73ZM95 190H96V188H95ZM95 190H94V191H95ZM108 190H109V189H108ZM114 190H115V189H114ZM114 190H113V191H114ZM123 190H124V189H123ZM244 190H245V189H244ZM247 190H248V189H247ZM31 191H30V192H31ZM75 191H76V190H75ZM75 191H74V193H75ZM85 191H86V190H85ZM99 191H100V190H99ZM101 191H104V190L101 189ZM225 191H227V190H225ZM238 191H239V190H238ZM254 191H255V190H254ZM23 192H24V191H23ZM23 192H21V193H23ZM25 192H26V191H25ZM35 192H34V195H35ZM43 192H44V191H43ZM47 192H48V191L46 190V193H47ZM49 192H50V191H49ZM72 192H73V191H72ZM92 192H93V191H92ZM115 192H116V190L114 191V193H115ZM190 192H191V191H190ZM195 192H196V191H195ZM236 192H237V191H236ZM242 192H243V191H242ZM248 192H250V191L248 190ZM255 192H257V191H255ZM260 192H261V191H260ZM21 193H20V194H21ZM27 193H28V191H27ZM46 193H45V194H46ZM81 193H82V192H81ZM93 193H94V192H93ZM96 193H97V192H96ZM114 193H113V194H114ZM116 193H118V192H116ZM125 193H127V192H125ZM157 193H158V192H157ZM201 193H202V192H201ZM205 193H206V192H205ZM214 193H215V192H214ZM229 193H230V192H229ZM234 193H235V192H234ZM237 193H239V192H237ZM28 194H29V193H28ZM50 194H51V193H50ZM56 194H57V193H56ZM75 194H76V193H75ZM85 194H86V193H85ZM85 194H83V195H85ZM87 194H90V193L87 192ZM105 194H106V193H105ZM110 194H111V193H110ZM113 194H112V195H113ZM120 194H121V192H120ZM199 194H200V193H199ZM207 194H208V193H207ZM211 194H212V193H211ZM230 194H231V193H230ZM232 194H233V193H232ZM235 194H236V193H235ZM239 194H240V193H239ZM239 194H237V195H239ZM246 194H247V193H246ZM258 194H261V193H258ZM258 194H257V195H258ZM23 195H24V194H23ZM23 195H22V196H23ZM25 195H26V193H25ZM31 195H32V194H31ZM54 195H55V194H54ZM67 195H68V194H67ZM72 195H73V194H70V196H72ZM78 195H79V194H77V196H78ZM80 195H81V194H80ZM98 195H99V193H98ZM114 195H115V194H114ZM116 195H117V194H116ZM189 195H190V194H189ZM201 195H202V194H201ZM203 195H204V194H203ZM248 195H249V194H248ZM251 195H252V192H251ZM251 195H250V197H251ZM254 195H255V194H254ZM22 196H21V197H22ZM26 196L28 197V195H26ZM36 196H37V195H36ZM42 196H43V195H42ZM51 196H52V195H51ZM56 196H57V195H56ZM85 196H86V195H85ZM91 196H92V195H91ZM100 196H101V194H100ZM102 196H103V195H102ZM104 196H105V195H104ZM118 196H119V195H118ZM194 196H195V195H194ZM210 196H211V195H210ZM218 196H219V195H218ZM225 196H227V195H225ZM228 196H229V195H228ZM246 196H247V195H246ZM263 196H264V195H263ZM30 197H31V196H30ZM30 197H29V198H30ZM45 197H47V196L45 195ZM65 197H66V196H65ZM74 197H75V196H74ZM89 197H90V196H89ZM119 197H120V196H119ZM121 197H122V196H121ZM191 197H192V199H193V195H192ZM196 197H197V195H196ZM239 197H240V196H239ZM258 197H260V196H258ZM24 198H25V196H24ZM32 198H33V197H32ZM48 198H49V197H48ZM52 198H53V197H52ZM87 198H88V197H87ZM107 198H108V197H107ZM115 198H116V197H115ZM129 198H130V197H129ZM186 198H187V197H186ZM197 198H199V197H197ZM197 198H196V199H197ZM202 198H203V197H202ZM208 198H209V196H208ZM211 198H212V197H211ZM227 198H228V197H227ZM235 198H236V196H235ZM25 199H26V198H25ZM65 199H66V198H65ZM67 199H68V198H67ZM72 199H73V198H71V200H72ZM91 199H92V198H91ZM95 199H96V196H95ZM117 199H118V198H117ZM117 199H116V200H117ZM147 199H148V198H147ZM172 199H173V198H172ZM215 199H216V198H215ZM224 199H225V198H224ZM224 199H223V200H224ZM258 199H260V198H258ZM258 199H257V201H258ZM45 200H46V199H45ZM78 200H79V199H78ZM81 200H82V199H81ZM81 200H80V201H81ZM84 200H85V199H84ZM84 200H83V201H84ZM99 200H100V198H99ZM111 200H112V198H111ZM116 200H114V201H116ZM149 200H150V199H149ZM199 200H200V199H199ZM199 200H198V201H199ZM230 200H232V199H230ZM230 200H229V201H230ZM234 200H235V199H234ZM237 200H238V199H237ZM240 200H241V199H240ZM246 200H247V199H246ZM255 200H256V198H255ZM261 200H262V199H261ZM69 201H70V200H69ZM83 201H82V202H83ZM105 201H106V200H105ZM108 201H109V200H108ZM108 201H107V202H108ZM114 201H113V202H114ZM177 201H178V200H177ZM179 201H180V200H179ZM179 201H178V202H179ZM188 201H190V200H188ZM200 201H201V200H200ZM208 201H209V200H208ZM243 201H245V200H243ZM257 201H256V202H257ZM259 201H260V200H259ZM259 201H258V202H259ZM263 201H264V200H263ZM76 202H77V201H76ZM78 202H79V201H78ZM89 202H91V201H89ZM93 202H94V200H93ZM100 202H101V201H100ZM109 202H110V201H109ZM149 202H150V201H149ZM175 202H176V201H175ZM182 202H183V201H182ZM190 202H191V201H190ZM193 202H195V201H193ZM206 202H207V201H206ZM226 202H227V201H226ZM226 202H224V203H226ZM234 202H235V201H234ZM247 202H248V201H247ZM45 203H46V202H45ZM56 203H57V202H56ZM56 203H53V204L56 205ZM95 203H98V201H96ZM110 203H111V202H110ZM153 203H154V202H152V204H153ZM165 203H166V202H165ZM195 203H198V202H195ZM195 203H194V204H195ZM204 203H205V201H204ZM227 203H229V202H227ZM227 203H226L225 205H227ZM253 203H254V202H253ZM253 203H252V204H253ZM260 203H262V202L260 201L258 204H260ZM46 204H48V202H47ZM50 204H51V202H50ZM77 204H79V203H77ZM88 204H89V203H88ZM101 204H102V203H101ZM103 204H104V203H103ZM103 204H102V205H103ZM111 204H112V203H111ZM111 204H110V205H111ZM127 204H128V203H127ZM181 204H182V203H181ZM188 204H189V203H188ZM191 204H192V202H191ZM191 204L189 205L190 207H192ZM198 204H199V203H198ZM201 204H202V202H201ZM201 204H199V205L201 206ZM208 204H210V203H208ZM211 204H212V203H211ZM229 204L231 205L232 203L230 202ZM233 204H235V203H233ZM241 204H242V202H241ZM244 204H245V202H244ZM244 204H243V206H244ZM250 204H251V203H250ZM254 204H255V203H254ZM258 204H256V207L258 206L257 209L260 207ZM59 205H60V204H59ZM70 205H71V204H70ZM81 205H83V204H81ZM86 205H87V204H86ZM86 205H84V206H86ZM91 205H93V204H91ZM97 205H98V204H97ZM104 205H105V204H104ZM107 205H108V204H107ZM165 205H166V204H165ZM167 205H168V204H167ZM179 205H180V203H179ZM179 205H178V206H179ZM182 205H183V204H182ZM195 205H197V204H195ZM236 205H237V204H236ZM45 206L48 208V205H45ZM56 206H58V205H56ZM63 206H64V205H63ZM71 206H72V205H71ZM87 206H88V205H87ZM95 206H96V205H95ZM98 206H99V205H98ZM108 206H109V205H108ZM112 206H113V205H112ZM114 206H115V205H114ZM180 206H181V205H180ZM189 206H188V207H189ZM234 206H235V205H234ZM234 206H232V207H234ZM239 206H240V204H239ZM243 206H242V207H243ZM248 206H249V205H248ZM42 207H44V204H43ZM51 207H52V204H51ZM53 207H54V206H53ZM58 207H60V206H58ZM88 207H89V206H88ZM96 207H97V206H96ZM101 207H102V206H101ZM171 207H172V206H171ZM173 207H174V206H173ZM188 207H187V208H188ZM193 207H194V206H193ZM209 207H210V206H209ZM221 207H224V205L221 206ZM226 207H227V206H226ZM230 207H231V206H230ZM235 207H236V206H235ZM237 207H238V206H237ZM245 207H247V206H245ZM256 207H254L253 209H255ZM47 208H46V209H47ZM64 208H65V207H64ZM90 208H91V207H90ZM109 208H110V207H109ZM162 208H163V207H162ZM175 208H176V206H175ZM250 208L252 209V207H248V210H247V209H246V210H247L248 212H249V211L253 212L254 210H250ZM49 209H50V208H49ZM53 209H55V208H53ZM93 209H94V208H93ZM96 209H97V208H96ZM98 209H99V208H98ZM125 209H126V208H125ZM168 209H169V208H168ZM196 209H198V208H196ZM204 209H205V208H204ZM204 209H203V211H204ZM238 209H239V207H238ZM241 209H243V208H241ZM40 210H42V209L40 208ZM43 210H44V209H43ZM99 210H100V209H99ZM105 210H106V209H105ZM192 210H193V209H192ZM216 210H217V208H216ZM231 210H232V209H231ZM233 210H234V209H233ZM246 210H245V211H246ZM260 210H261V208H260ZM44 211H45V210H44ZM172 211H173V210H172ZM184 211H185V210H184ZM188 211H189V210H188ZM194 211H195V210H194ZM228 211H229V210H228ZM236 211H237V210H236ZM241 211H242V210H241ZM241 211H240V212H241ZM245 211H244L243 213H245ZM261 211H262V210H261ZM47 212H48V211H47ZM114 212H115V211H114ZM150 212H151V210H150ZM158 212L161 213V211H156V213H158ZM162 212H163V211H162ZM177 212H178V211H177ZM189 212H190V211H189ZM196 212H197V211H196ZM198 212H200V211H198ZM214 212H215V211H214ZM214 212H213V213H214ZM221 212H223V211H221ZM160 213H158V214L160 215ZM173 213H174V212H173ZM183 213H184V212H183ZM207 213H208V212H207ZM225 213H226V212H225ZM253 213H255V212H253ZM256 213H257V212H256ZM258 213H259V212H258ZM258 213H257V214H258ZM260 213H261V212H260ZM42 214H44V212H43ZM48 214H49V213H48ZM48 214H47V215H48ZM178 214H179V213H178ZM178 214H177V215H178ZM186 214H187V213H186ZM189 214H190V213H189ZM189 214H188V215H189ZM202 214H203V213H202ZM202 214H201V215H202ZM205 214H206V213H205ZM223 214H224V213H223ZM228 214H229V213H228ZM241 214H242V213H241ZM241 214H240V215H241ZM246 214H248V213L246 212ZM49 215H50V214H49ZM177 215H176V216H177ZM229 215H232V214H229ZM233 215H234V214H233ZM233 215H232V216H233ZM237 215H238V213H237ZM237 215H236V216H237ZM240 215H238V216H240ZM242 215H244V214H242ZM242 215H241V216H242ZM254 215H255V214H254ZM259 215H260V214H258L257 216H259ZM262 215H263V214H262ZM262 215H261V216H262ZM50 216H51V215H50ZM131 216H132V215H131ZM135 216H136V215H135ZM178 216H180V215H178ZM199 216H200V215H199ZM203 216H204V215H202V217H203ZM206 216H207V215H206ZM215 216H216V214H215ZM218 216H219V215H218ZM224 216H225V215H224ZM224 216H223V217H224ZM241 216H240V218H241ZM246 216H247V215H246ZM248 216H249V215H248ZM251 216H252V215H251ZM251 216H249V217H251ZM170 217H171V216H170ZM220 217H221V216H220ZM227 217H228V216H227ZM233 217H234V219H235V216H233ZM244 217H245V216H244ZM262 217H263V216H262ZM108 218H109V217H108ZM156 218H157V217H156ZM166 218H167V217H166ZM168 218H169V217H168ZM189 218H190V216H189ZM189 218H187V219H189ZM208 218H209V215H208ZM210 218H211V217H210ZM236 218H237V217H236ZM238 218H239V217H238ZM242 218H243V217H242ZM251 218H252V217H251ZM251 218H250V220H251ZM150 219H151V218H150ZM170 219H171V218H170ZM170 219H169V220H170ZM172 219H173V218H172ZM176 219H177V218H176ZM187 219H186V220H187ZM197 219H198V218H197ZM222 219L225 220V218H222ZM229 219H230V218H229ZM244 219H245V218H244ZM252 219H253V218H252ZM254 219H256V218H254ZM69 220H72V219H69ZM108 220H109V219H108ZM169 220H168V221H169ZM173 220H175V219H173ZM192 220H193V219H192ZM231 220H232V219H231ZM231 220H229V221H231ZM58 221H59V220H58ZM105 221H106V220H105ZM152 221H153V220H152ZM166 221H167V220H166ZM206 221H207V220H206ZM210 221H212V220H210ZM241 221H242V220H241ZM248 221H249V220H248ZM248 221H247V223H248V226H247V227H249V222H248ZM251 221L255 222V220H251ZM77 222H78V221H77ZM169 222H170V221H169ZM182 222H184V221H182ZM208 222H209V221H208ZM212 222H213V221H212ZM225 222H227V221L225 220ZM236 222H237V221H236ZM78 223H79V222H78ZM139 223H140V222H139ZM154 223H155V222H154ZM170 223H171V222H170ZM192 223H193V222H192ZM218 223H219V222H218ZM227 223H228V222H227ZM240 223H241V222H240ZM258 223H259V222H258ZM161 224H162V223H161ZM163 224H164V223H163ZM167 224H169V223L167 222ZM174 224H175V223H174ZM177 224H178V223H177ZM188 224H189V223H188ZM193 224H194V223H193ZM200 224H201V222H200ZM210 224H211V223H210ZM229 224H230V222H229ZM244 224H246V221H245ZM244 224H243V225H244ZM251 224H252V223H251ZM251 224H250V226H251ZM254 224H255V223H254ZM183 225H184V224H183ZM186 225H187V223H186ZM203 225H204V224H203ZM208 225H209V224H208ZM208 225H207V227H209ZM212 225H213V224H212ZM214 225H215V224H214ZM222 225H224V224H222ZM233 225L236 226L235 224H233ZM240 225H241V224H240ZM246 225H247V224H246ZM246 225H245L244 227H246ZM68 226H70V225L68 224ZM114 226H115V225H114ZM134 226H135V225H134ZM136 226H137V225H136ZM136 226H135V227H136ZM154 226H156V225H155V224L153 225V229H154ZM159 226H160V225H159ZM187 226H188V225H187ZM197 226H198V224H197ZM200 226H201V225H200ZM73 227H74V226H73ZM76 227H77V226H76ZM156 227H157V226H156ZM164 227H165V226H164ZM194 227H195V226H194ZM210 227H211V226H210ZM213 227H214V226H213ZM237 227H243V226H239V225H238ZM69 228H70V227H69ZM90 228H91V227H90ZM110 228H111V227H110ZM136 228H137V227H136ZM174 228H175V227H174ZM188 228H189V227H188ZM191 228H192V227H191ZM204 228H206V227H204ZM214 228H215V227H214ZM219 228H220V225H219ZM226 228H228V227H226ZM231 228L233 229V227H231ZM86 229H87V228H86ZM88 229H89V227H88ZM102 229H105V227L102 228ZM112 229H113V228H112ZM127 229H128V228H127ZM137 229H138V228H137ZM141 229H142V226H141ZM157 229H158V228H157ZM160 229H162V228H160ZM185 229H186V228H185ZM206 229H207V228H206ZM206 229H205V230H206ZM212 229H213V228H212ZM238 229H239V228H238ZM248 229H249V228H248ZM129 230H130V229H129ZM133 230H134V229H133ZM158 230H159V229H158ZM158 230H156V231H158ZM214 230H215V229H214ZM226 230H227V229H226ZM228 230H229V229H228ZM243 230H244V229H243ZM121 231H122V230H121ZM121 231H120V232H121ZM125 231H126V230H125ZM125 231H124V232H125ZM130 231H132V229H131ZM134 231H135V230H134ZM161 231H162V230H161ZM203 231H204V230H203ZM208 231H209V230H208ZM208 231H207V232H208ZM212 231H213V230H212ZM221 231H222V230H221ZM221 231H220V232H221ZM223 231H225V229H223ZM234 231H235V229H234ZM237 231H238V230H237ZM237 231H236V232H237ZM239 231H240V230H239ZM241 231H242V228H241ZM96 232H97V231H96ZM112 232L114 233V231H112ZM120 232H118V233H120ZM139 232H140V231H139ZM154 232H155V231H154ZM162 232H163V231H162ZM165 232H166V231H165ZM181 232H182V231H181ZM187 232H188V231H187ZM189 232H190V231H189ZM191 232H192V231H191ZM199 232H200V231H199ZM244 232H245V230H244ZM246 232H248V231H246ZM109 233H111V231H110ZM160 233H161V232H160ZM201 233H202V232H201ZM203 233L205 234V232H203ZM221 233H222V232H221ZM227 233H228V232H227ZM227 233H226V235H227ZM231 233H232V232H231ZM234 233H235V232H234ZM121 234H122V233H120V235H121ZM150 234H151V233H150ZM153 234H154V233H153ZM164 234H165V233H164ZM181 234H182V233H181ZM187 234H188V233H187ZM197 234H198V233H197ZM208 234H209V232H208ZM208 234H207V235H208ZM215 234H216V233H215ZM223 234H224V233H223ZM91 235H92V234H91ZM91 235H90V236H91ZM118 235H119V234H117V236H118ZM123 235H124V234H123ZM136 235H137V234H136ZM154 235H155V234H154ZM160 235H161V234H160ZM238 235H240V234L238 233ZM246 235H247V234H246ZM246 235H245V236H246ZM64 236L66 237V235H64ZM87 236H88V235H87ZM90 236H89V237H90ZM107 236H108V235H107ZM130 236H131V235H130ZM130 236H129V238H130ZM155 236H157V235H155ZM209 236H210V235H209ZM213 236H214V235H213ZM213 236H212V237H213ZM216 236H217V235H216ZM219 236H220V235H219ZM233 236H234V235H233ZM235 236H237V235L235 234ZM243 236H244V233H243ZM245 236H244V237H245ZM127 237H128V236H127ZM160 237H161V236H160ZM183 237H185V236H183ZM199 237H200V236H199ZM229 237H230V236H229ZM231 237H232V236H231ZM241 237H242V236H241ZM58 238H59V237H58ZM68 238H69V237H68ZM113 238H114V236H113ZM113 238H111V239H113ZM118 238H119V237H118ZM120 238H121V237H120ZM123 238H124V237H123ZM158 238H159V236H158ZM187 238H188V236H187ZM201 238H202V237H201ZM63 239H64V238H63ZM85 239H87V238H85ZM114 239H115V238H114ZM131 239H132V238H131ZM146 239H147V238H146ZM164 239H165V238H164ZM193 239H194V238H193ZM213 239H214V238H213ZM234 239H235V237H234ZM60 240H62V239H60ZM75 240H76V238H75ZM115 240H116V239H115ZM128 240H129V239H128ZM150 240H151V239H150ZM154 240H155V239H154ZM210 240H211V239H210ZM227 240H228V242H229V239H227ZM240 240H241V239H240ZM245 240H246V238H245ZM188 241H189V239H188ZM192 241H194V240H192ZM196 241H197V240H196ZM206 241H207V240H206ZM216 241H217V240H216ZM230 241H231V240H230ZM5 242H6V241H5ZM54 242H55V240H54ZM117 242H118V241H117ZM124 242H125V241H124ZM139 242H140V241H139ZM143 242H144V241H143ZM190 242H191V241H190ZM243 242H244V241H243ZM6 243H7V242H6ZM56 243H57V242H56ZM56 243H55V244H56ZM70 243H71V242H70ZM102 243H103V242H102ZM205 243H207V242H205ZM205 243H203V244H205ZM211 243H212V241H211ZM211 243H210V244H211ZM230 243H231V242H230ZM232 243H233V241H232ZM238 243H239V242H238ZM244 243H245V242H244ZM65 244H66V243H65ZM71 244H72V243H71ZM85 244H86V243H85ZM85 244H84V245H85ZM118 244H119V243H118ZM135 244H136V243H135ZM142 244H143V243H142ZM193 244H194V243H193ZM196 244H197V243H196ZM196 244H194V246H195ZM212 244H214V242H213ZM215 244H216V243H215ZM221 244H223V243L221 242ZM239 244H240V243H239ZM239 244H238V245H239ZM241 244H242V243H241ZM249 244H250V243H249ZM63 245H64V244H63ZM84 245H83V246H84ZM139 245H140V244H139ZM199 245H200V244H198L197 246L199 247ZM201 245H202V244H201ZM201 245H200V246H201ZM219 245H220V242H219ZM223 245H224V244H223ZM228 245H229V243H228ZM228 245H226V246L228 247ZM233 245H234V244H233ZM233 245H232V246H233ZM235 245H236V244H235ZM235 245H234V246H235ZM72 246H73V245H72ZM74 246H75V245H74ZM136 246H137V245H136ZM194 246H193V247H194ZM211 246H212V245H211ZM224 246H225V245H224ZM230 246H231V244H230ZM54 247H55V246H54ZM63 247H64V246H63ZM70 247H71V246H70ZM95 247H96V246H95ZM121 247H122V246H121ZM140 247H141V246H140ZM191 247H192V245H191ZM238 247H239V246H238ZM66 248H68V246H66ZM74 248H75V247H74ZM74 248H73V249H74ZM96 248H97V247H96ZM128 248H129V247H128ZM200 248H201V247H200ZM204 248H205V247H204ZM209 248H210V247H209ZM217 248H219V247H217ZM221 248H222V246H221ZM224 248H225V247H224ZM232 248H233V247H232ZM244 248H245V247H244ZM70 249H72V248H70ZM73 249H72V250H73ZM130 249H132V248H130ZM194 249H195V248H194ZM201 249H202V248H201ZM201 249H199V250H201ZM226 249H227V248H226ZM229 249H230V248H229ZM238 249H239V248H238ZM25 250H26V249H25ZM29 250H30V249H29ZM29 250H28V251H29ZM33 250H34V249H33ZM48 250H49V249H48ZM48 250H44V251L48 252ZM74 250H75V249H74ZM196 250H197V249H196ZM212 250H213V249H212ZM224 250H225V249H224ZM26 251H27V250H26ZM60 251H61V250H60ZM63 251H64V250H63ZM70 251H71V250H70ZM126 251H127V250H126ZM139 251H141V250H139ZM216 251H217V250H216ZM220 251H221V250H220ZM227 251H228V250H227ZM33 252H34V251H33ZM38 252H39V251H38ZM42 252H43V251H42ZM46 252H45V253H46ZM207 252H208V251H207ZM224 252H225V251H223L222 253H224ZM36 253H37V252H36ZM131 253H132V252H131ZM227 253H228V252H227ZM227 253L225 252V254H227ZM59 254H60V253H59ZM68 254H70V253H68ZM72 254H73V253H72ZM140 254H141V253H140ZM217 254H218V253H217ZM228 254H229V253H228ZM108 255H109V254H108ZM144 255H145V254H144ZM175 255H176V254H175ZM199 255H200V254H198V256H199ZM207 255H210V254H207ZM218 255H219V254H218ZM221 255H222V254H221ZM87 256H88V255H87ZM93 256H94V255H93ZM98 256H99V255H98ZM201 256H202V255H201ZM205 256H206V255H205ZM216 256H217V255H216ZM57 257H58V256H57ZM120 257H121V256H120ZM122 257H123V256H122ZM122 257H121V258H122ZM136 257H137V256H136ZM193 257H194V256H193ZM208 257H210V256H208ZM218 257H219V256H218ZM220 257H221V256H220ZM223 257H224V255L222 256V258H223ZM67 258H68V257H67ZM94 258H95V257H94ZM99 258H100V257H99ZM99 258H98V259H99ZM105 258H106V257H105ZM187 258H188V256H187ZM198 258H199V257H198ZM225 258H226V257H225ZM263 258H264V257H263ZM101 259H104V258H101ZM119 259H120V258H119ZM213 259H214V258H213ZM215 259H217V258H215ZM215 259H214V261H211V262H215ZM220 259H221V258H220ZM60 260H61V259H60ZM106 260H107V259H106ZM226 260H227V259H226ZM52 261H54V260H52ZM179 261H180V260H179ZM200 261H201V260H200ZM205 261H206V260H205ZM99 262H100V261H99ZM192 262H193V261H192ZM198 262H199V261H198ZM206 262H207V261H206ZM52 263H53V262H52ZM66 263H67V262H66ZM104 263H105V262H104ZM108 263H109V262H108ZM176 263H177V262H176ZM185 263H186V262H185ZM199 263H200V262H199ZM220 263H221V262H220V260H219V258H218V262L215 263V264H220ZM90 264H91V263H90ZM106 264H107V263H106ZM173 264H174V263H173ZM181 264H182V263H181ZM188 264H191V263L188 262ZM195 264H196V263H195ZM201 264H202V263H201ZM209 264H210V263H209ZM211 264H212V263H211Z\"/></svg>",
  "mask_w": 264,
  "mask_h": 264
}]
</instances>
